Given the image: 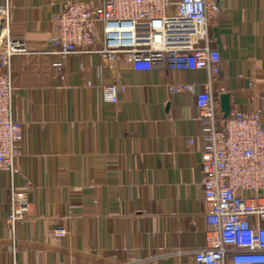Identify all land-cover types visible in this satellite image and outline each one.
I'll return each instance as SVG.
<instances>
[{
    "label": "crops",
    "instance_id": "obj_1",
    "mask_svg": "<svg viewBox=\"0 0 264 264\" xmlns=\"http://www.w3.org/2000/svg\"><path fill=\"white\" fill-rule=\"evenodd\" d=\"M67 1L0 0L8 7L0 37L29 51L11 59L14 115L22 124L12 183L28 192L29 210L13 245L5 225L11 181L3 171L0 264H191L204 247L205 129L195 97L207 73L136 72L96 54L69 55L57 72L56 58L38 51ZM216 1L208 35L220 73L212 95L219 105L227 93L230 112L256 111L264 125V0ZM172 81L191 90L171 94ZM113 82L125 90L117 103H104L101 89ZM57 228L66 235L55 237ZM223 264H231L229 255Z\"/></svg>",
    "mask_w": 264,
    "mask_h": 264
},
{
    "label": "built area",
    "instance_id": "obj_2",
    "mask_svg": "<svg viewBox=\"0 0 264 264\" xmlns=\"http://www.w3.org/2000/svg\"><path fill=\"white\" fill-rule=\"evenodd\" d=\"M218 12L216 0H70L54 16L52 34L38 53L55 57L51 67L59 73L72 54H96L107 65L120 61L136 72L204 70L205 89L195 97L197 120L205 129L199 181L204 247L194 252L191 264H223L227 255L231 264H264V125L256 111L236 110L221 119L212 95L220 54L208 35ZM0 18L7 22L6 5L0 7ZM28 53L22 43L0 37V174L6 171L11 181L5 225L13 245L15 226L26 217L29 201L28 192L12 183L22 124L14 115L11 59ZM191 87L175 81L166 86L171 94ZM124 90L117 82L105 85L102 101L115 104ZM53 235L61 238L66 231L57 228Z\"/></svg>",
    "mask_w": 264,
    "mask_h": 264
},
{
    "label": "water",
    "instance_id": "obj_3",
    "mask_svg": "<svg viewBox=\"0 0 264 264\" xmlns=\"http://www.w3.org/2000/svg\"><path fill=\"white\" fill-rule=\"evenodd\" d=\"M219 112L223 119H226L230 113V99L227 93H222L219 96Z\"/></svg>",
    "mask_w": 264,
    "mask_h": 264
}]
</instances>
